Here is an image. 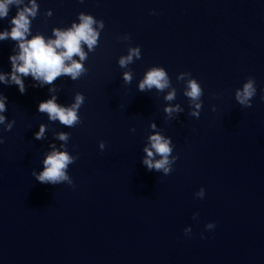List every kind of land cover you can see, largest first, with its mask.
Listing matches in <instances>:
<instances>
[{
	"label": "water",
	"instance_id": "water-1",
	"mask_svg": "<svg viewBox=\"0 0 264 264\" xmlns=\"http://www.w3.org/2000/svg\"><path fill=\"white\" fill-rule=\"evenodd\" d=\"M35 3L28 40H55L54 30L78 25L80 13L104 27L93 25L99 36L91 51L81 41L84 61L72 57L87 70L76 80L61 75L40 86L29 75L23 94L0 83L2 114L14 121L11 131L0 125V264H264V0ZM25 6L29 0L9 5L0 31ZM137 46L140 58L121 67ZM18 51L16 41H0V73L10 72ZM155 67L170 86L139 91ZM250 77L256 95L247 107L236 92ZM190 79L203 89L199 101L184 95ZM173 90L175 99L166 100ZM77 93L85 100L74 127L37 110L52 96L70 107ZM176 105L182 111H164ZM40 124L47 130L36 140ZM59 132L69 133L67 144ZM156 133L171 140L169 159L177 157L168 175L142 163ZM52 145L76 157L67 169L72 186L32 175Z\"/></svg>",
	"mask_w": 264,
	"mask_h": 264
},
{
	"label": "clouds",
	"instance_id": "clouds-1",
	"mask_svg": "<svg viewBox=\"0 0 264 264\" xmlns=\"http://www.w3.org/2000/svg\"><path fill=\"white\" fill-rule=\"evenodd\" d=\"M23 0H0V18H7L9 5L21 4ZM31 7H23L17 10L14 17L10 20V30L0 31V41L5 39H11L17 42L19 49L18 53L9 56L11 70L8 73H0V83L5 85H16L19 92L23 94L26 91V87L22 77L31 76L34 81H37L40 86L45 84L51 85L61 75L71 77L76 80L80 75L87 70L83 67L81 62L73 60L72 57L78 56L80 61L86 59V53L81 49V41H83L88 49L91 51L93 46L97 43L99 32H97L93 25H97L99 28H103V21L95 20L91 15L79 14L80 23L73 24L72 28L67 31L54 30L56 35L55 40H49L45 42V39L36 35L30 40L26 39V35L30 30L29 17H35L37 14V4L35 0H29ZM63 49V51H57ZM140 47L129 49L127 56H122L119 59V65L126 67L133 61V57L140 58ZM69 63L66 64L65 62ZM185 74H181L178 79H183ZM188 75H191L188 73ZM123 79L126 83H130L132 75L130 72L123 74ZM36 85H33L35 87ZM170 86L167 73L163 67H155L150 69L144 79L139 83L138 90L144 92L146 89L151 90L155 87L159 91ZM53 91V89H50ZM175 90L170 91L165 97L166 100L171 101L175 99ZM185 96L190 98L191 101H199L203 95V89L201 85L195 79L188 80L187 90L184 93ZM256 95L255 80L250 77L246 83L243 84L242 89L237 90L236 100L247 107H251V99ZM264 100V96L261 97ZM6 100L7 98L0 94V125H3L5 131H11L14 125V121H7L5 115L6 112ZM85 97L81 93H77L75 96V102L70 107H63L56 103V97L52 96L50 99L41 101L38 104V112L46 113L47 118L50 121H59L61 125L67 127H74L80 123L79 109L83 105ZM195 109H200V103H194ZM166 113L171 115L174 111H182L179 105L175 107H166L164 109ZM193 117H199L198 111L190 113ZM155 127V125H152ZM46 126L40 124L38 131L34 133L36 140L44 138L46 132ZM134 131V129H133ZM55 138L64 141L67 144L69 140V133L59 132L55 134ZM150 141V147L145 146L143 151L145 157L142 161L143 165L148 170L163 171L165 175H168L172 171L171 165L175 163L177 157L174 156L169 159L173 151L171 146V140L163 137L159 133L153 134L148 137ZM3 138L0 137V144H2ZM52 151L49 152L43 159V170L36 174L35 179L42 184L56 185L61 182H67L72 186L73 181L67 174V169L72 164L76 157L70 155L68 151H57L55 146L52 145ZM63 147V146H62ZM105 147L104 142L99 143V148L103 150ZM154 154L159 155L160 159L155 160ZM196 195L199 198L204 197V189L201 188ZM206 229L214 228V224L209 223L205 225ZM185 234L190 232V229H184Z\"/></svg>",
	"mask_w": 264,
	"mask_h": 264
}]
</instances>
